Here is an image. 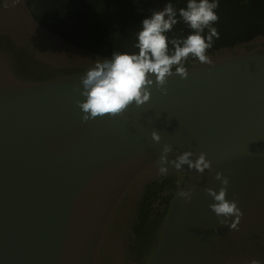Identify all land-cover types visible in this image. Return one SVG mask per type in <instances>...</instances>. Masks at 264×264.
<instances>
[{
  "label": "water",
  "instance_id": "water-1",
  "mask_svg": "<svg viewBox=\"0 0 264 264\" xmlns=\"http://www.w3.org/2000/svg\"><path fill=\"white\" fill-rule=\"evenodd\" d=\"M0 264H264V34L139 63L0 0Z\"/></svg>",
  "mask_w": 264,
  "mask_h": 264
},
{
  "label": "trees",
  "instance_id": "trees-1",
  "mask_svg": "<svg viewBox=\"0 0 264 264\" xmlns=\"http://www.w3.org/2000/svg\"><path fill=\"white\" fill-rule=\"evenodd\" d=\"M27 3L36 20L66 40L139 63L185 59L264 34V0Z\"/></svg>",
  "mask_w": 264,
  "mask_h": 264
},
{
  "label": "rangeland",
  "instance_id": "rangeland-1",
  "mask_svg": "<svg viewBox=\"0 0 264 264\" xmlns=\"http://www.w3.org/2000/svg\"><path fill=\"white\" fill-rule=\"evenodd\" d=\"M162 11H164V10L162 9Z\"/></svg>",
  "mask_w": 264,
  "mask_h": 264
}]
</instances>
